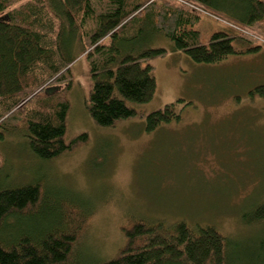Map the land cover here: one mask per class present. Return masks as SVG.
Masks as SVG:
<instances>
[{
    "label": "trees",
    "instance_id": "16d2710c",
    "mask_svg": "<svg viewBox=\"0 0 264 264\" xmlns=\"http://www.w3.org/2000/svg\"><path fill=\"white\" fill-rule=\"evenodd\" d=\"M202 14L226 28L204 39L195 29ZM263 37L264 0H0V128L21 129L32 154L49 161L87 141L86 134L64 141L78 55L92 82L88 113L97 126L112 127L137 115L129 103L154 97L152 59L172 52L217 64L260 52ZM158 38L170 51L154 47ZM250 95L264 99V85ZM180 103L149 113L143 130L179 122ZM87 215L76 203L50 199L39 182L0 188V264H83L77 242ZM241 219L262 237L242 242L209 225L136 221L122 227L115 258L96 264H264V200Z\"/></svg>",
    "mask_w": 264,
    "mask_h": 264
},
{
    "label": "rangeland",
    "instance_id": "374dc122",
    "mask_svg": "<svg viewBox=\"0 0 264 264\" xmlns=\"http://www.w3.org/2000/svg\"><path fill=\"white\" fill-rule=\"evenodd\" d=\"M224 28L206 14L195 26L204 39ZM259 45L256 54L217 64L172 52L152 59L154 97L129 103L137 115L112 127L97 126L88 113L92 82L85 56L78 55L70 65L64 141L86 134V143L44 161L21 129L0 128V188L39 182L50 199L80 205L88 214L77 242L83 264L115 258L125 240L122 227L136 221L209 225L254 243L262 234L241 215L264 200V99L250 95L264 85V37ZM154 47L170 51L171 44L158 38ZM179 100V122L143 130L149 113Z\"/></svg>",
    "mask_w": 264,
    "mask_h": 264
},
{
    "label": "water",
    "instance_id": "95a60500",
    "mask_svg": "<svg viewBox=\"0 0 264 264\" xmlns=\"http://www.w3.org/2000/svg\"><path fill=\"white\" fill-rule=\"evenodd\" d=\"M45 93H52V90H46Z\"/></svg>",
    "mask_w": 264,
    "mask_h": 264
}]
</instances>
